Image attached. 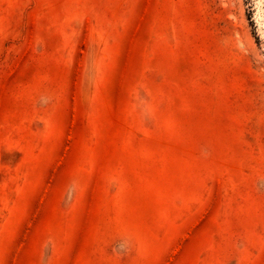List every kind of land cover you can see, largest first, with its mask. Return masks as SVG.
<instances>
[{
	"label": "rangeland",
	"instance_id": "rangeland-1",
	"mask_svg": "<svg viewBox=\"0 0 264 264\" xmlns=\"http://www.w3.org/2000/svg\"><path fill=\"white\" fill-rule=\"evenodd\" d=\"M0 264H264V0H0Z\"/></svg>",
	"mask_w": 264,
	"mask_h": 264
},
{
	"label": "bare ground",
	"instance_id": "bare-ground-1",
	"mask_svg": "<svg viewBox=\"0 0 264 264\" xmlns=\"http://www.w3.org/2000/svg\"><path fill=\"white\" fill-rule=\"evenodd\" d=\"M260 11V10H259ZM263 14V13H262ZM261 14H259V16H260ZM263 16V15H262Z\"/></svg>",
	"mask_w": 264,
	"mask_h": 264
}]
</instances>
